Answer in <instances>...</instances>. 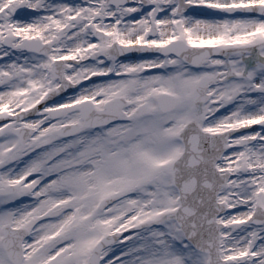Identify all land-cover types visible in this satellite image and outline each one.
I'll return each instance as SVG.
<instances>
[{
  "label": "snow or ice",
  "instance_id": "snow-or-ice-1",
  "mask_svg": "<svg viewBox=\"0 0 264 264\" xmlns=\"http://www.w3.org/2000/svg\"><path fill=\"white\" fill-rule=\"evenodd\" d=\"M0 264H264V0H0Z\"/></svg>",
  "mask_w": 264,
  "mask_h": 264
}]
</instances>
